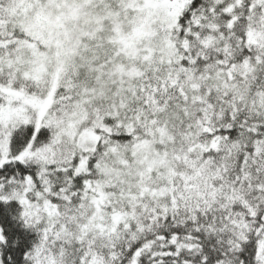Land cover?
Here are the masks:
<instances>
[{"label": "snow or ice", "instance_id": "snow-or-ice-1", "mask_svg": "<svg viewBox=\"0 0 264 264\" xmlns=\"http://www.w3.org/2000/svg\"><path fill=\"white\" fill-rule=\"evenodd\" d=\"M0 264H264V0H0Z\"/></svg>", "mask_w": 264, "mask_h": 264}]
</instances>
